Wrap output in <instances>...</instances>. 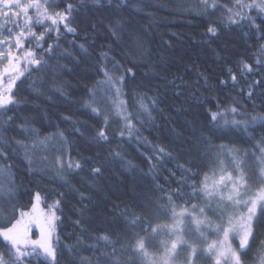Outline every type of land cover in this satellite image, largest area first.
<instances>
[{
    "label": "trees",
    "instance_id": "obj_1",
    "mask_svg": "<svg viewBox=\"0 0 264 264\" xmlns=\"http://www.w3.org/2000/svg\"><path fill=\"white\" fill-rule=\"evenodd\" d=\"M57 2L73 3L77 31H61L60 47L49 61L50 71L33 73L23 85L18 82L24 103L12 113L10 126L0 125V136L15 138L27 147L13 145L6 160L0 159V169H4L0 185L5 190L14 187L24 212L32 208L36 193L47 210L60 201L55 264H102L111 244L123 238L120 217L125 209L139 212L134 206L147 207L146 198L158 199L160 188H175L184 169L195 172L194 164L208 162L209 151L223 149L225 163L230 159L228 150L245 160L253 145L264 138V87H255L251 98L247 95L251 81L264 80V30L243 23L230 25L224 11L208 16L195 7L199 0ZM210 22L217 25L215 36L208 32ZM113 61L122 67L110 75L119 77L131 69L134 77L126 75L123 85L107 84L99 69L105 65L112 69ZM244 63L253 66L252 73L242 72ZM229 69L237 75L235 86ZM221 80L228 83L223 85ZM33 82L42 91L34 90ZM91 88H97L101 98L107 95L105 103L98 105L103 112L125 101L127 110L135 112L138 97L154 99L151 119L139 117L138 132L122 138L118 132L123 122H112L111 142L97 143L101 119L87 106ZM116 88L120 91L115 92ZM232 107L247 120L246 126H225L221 121L213 128L210 113L218 110L228 120L241 119L231 113ZM251 116L256 120L248 119ZM25 119L27 131L20 127ZM32 129L53 141L47 145L35 142ZM58 132L63 136H57ZM205 138L211 143L205 145ZM61 153L65 159L89 163L83 169L65 168L58 173L54 159ZM96 163L102 164L103 173L94 177L90 169ZM254 164L249 161V168ZM253 231L256 243L251 256L257 257L256 264H264V256H258L264 244V218ZM172 239L162 234L159 243ZM186 239L198 249L206 247L197 236ZM33 264L53 262L41 255ZM199 264H210L206 254Z\"/></svg>",
    "mask_w": 264,
    "mask_h": 264
},
{
    "label": "snow or ice",
    "instance_id": "obj_2",
    "mask_svg": "<svg viewBox=\"0 0 264 264\" xmlns=\"http://www.w3.org/2000/svg\"><path fill=\"white\" fill-rule=\"evenodd\" d=\"M195 7L208 16L226 12L224 19L230 25L243 23L250 28L264 30V0H226L222 4L216 0H199ZM74 10L73 3H58L57 0H0V125L10 126L14 121L12 113L24 103L17 87L18 82L23 85L32 78L33 73L50 71L49 61L55 58L56 50L60 47L61 31L76 33L72 15ZM208 32L215 36L217 25L210 22ZM83 47L80 45V48ZM102 57L107 58L106 54H102ZM121 67L113 61L112 69L105 65L99 70L107 84L123 85L126 75L134 77L131 69L119 77L109 74ZM228 71L235 86L237 75L231 69ZM242 72L252 73L253 66L244 63ZM52 83L57 91L62 90L55 81ZM227 83L221 80V84ZM31 86L34 90L42 91L36 89L35 82ZM257 86L264 87V80H253L248 84L249 98ZM119 91V88L115 89V92ZM101 95L97 88H91L87 101V106L101 119V125L96 129L97 143L111 142L114 135L110 132L112 122H123V128L118 132L122 138L126 133L130 137L133 132H138L136 124L139 117L151 119L154 99L138 97L135 112L127 110L126 101L114 110L103 112L98 105L105 103L107 95L102 98ZM230 111L241 119L228 120L225 113L218 110L210 113L212 127L216 128L221 121L225 126H246L247 120L237 107H232ZM248 119L254 121L256 117ZM28 126L26 119L20 125L25 131ZM32 132L35 142L41 145L53 141V137H41L35 129ZM57 136L62 137L63 133L58 132ZM203 143L207 145L211 141L205 138ZM13 145L27 147L15 138L0 136V159L6 160ZM159 151L163 152L164 149ZM228 153L230 159L225 163L221 158L225 155L223 149L209 151L208 162L194 164L193 167L197 168L195 172L191 168L184 169L183 178L176 182L175 188H160L158 199L146 198L147 207L144 204L134 206L139 212L125 209L120 217L123 221V238L111 244L110 251L101 258L102 264H199L205 254L210 264H256L257 257L251 256V253L256 243L253 229L264 218V138L253 145L245 160H241L232 150H228ZM113 155L118 157L120 154ZM249 161H255L251 169ZM87 163L89 161H73L70 157L65 159L63 153L54 159L58 173H62L65 168L83 169ZM3 171L0 169V172ZM90 173L94 177L102 175V164H93ZM34 199L40 200L39 193L35 194ZM59 203L56 200L47 206V236L31 240L24 220L28 213L20 209L14 187L5 190L0 185V264H33V259L41 255L50 258L55 264L57 252L51 244V230L54 228L53 221L58 219L56 210ZM31 211H36L35 204ZM162 234L173 239L170 243L161 244L159 237ZM192 236H197L206 247L198 249L190 244L186 237ZM102 239L108 241L109 237L103 236ZM258 256H264V244L258 250Z\"/></svg>",
    "mask_w": 264,
    "mask_h": 264
},
{
    "label": "rangeland",
    "instance_id": "obj_3",
    "mask_svg": "<svg viewBox=\"0 0 264 264\" xmlns=\"http://www.w3.org/2000/svg\"><path fill=\"white\" fill-rule=\"evenodd\" d=\"M34 204L36 206V211L32 212L31 211L32 208L29 211H26L28 215L25 216L24 220L28 226V238L31 240H40L46 237L49 232L48 210L43 207L40 200L39 201L35 200ZM53 224H54V228L51 230V244L54 247V241L57 236L58 219L53 221ZM34 233H37V236L34 237ZM233 244L235 245V241H233Z\"/></svg>",
    "mask_w": 264,
    "mask_h": 264
}]
</instances>
